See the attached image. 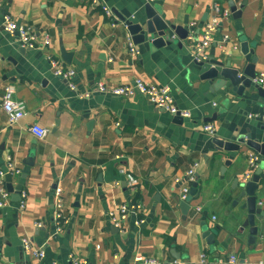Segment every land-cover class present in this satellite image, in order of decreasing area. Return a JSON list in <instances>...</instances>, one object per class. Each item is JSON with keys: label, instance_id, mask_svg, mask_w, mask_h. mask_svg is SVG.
<instances>
[{"label": "crops", "instance_id": "0c3cea01", "mask_svg": "<svg viewBox=\"0 0 264 264\" xmlns=\"http://www.w3.org/2000/svg\"><path fill=\"white\" fill-rule=\"evenodd\" d=\"M100 1L118 12L114 22L92 0H0V198L2 189L9 192L7 204L0 206V264H73V258L87 264H143L138 256L164 264L180 256L183 264H200L203 252L210 264H264V216L256 214L255 241L250 227L241 229L248 210L243 208L246 197H239L240 174L247 170V152L255 149L242 144L239 151L227 152L214 142L245 133L264 140V103L256 95L248 99L226 89L212 92L201 78L209 65L198 67L194 53L212 4L219 2L231 16L205 61L239 62L243 69L249 63L241 49L246 40L258 58L257 76L264 73V0H156L152 3L161 6L165 20L188 26V39L173 32L177 42L172 45L137 44L138 56L129 51L132 35L122 18L139 21L151 1ZM232 6L241 14L234 17ZM4 12L34 25L41 36L47 33L49 44L21 47L3 29ZM224 34L228 40L221 45ZM52 59L75 71L70 81L55 74ZM135 78L169 86L176 104L191 116L179 121L143 94L127 98L98 90L101 83L117 86ZM8 84L28 110L14 124L1 104ZM207 122L216 126L214 136L203 129ZM34 124L49 129L46 137L32 132ZM10 160L21 170L11 182L20 195L8 190ZM28 161L32 165L25 172ZM194 162L200 163L198 191L185 213L175 177ZM256 171L261 175L257 206L264 211V160ZM129 174L137 180L134 187ZM57 188L67 219L62 230L55 220ZM137 201L143 205V223L133 214L122 227L112 223L110 209ZM38 221L43 225L37 226ZM208 229H217L213 244L204 235ZM24 238L43 246L46 256L24 252Z\"/></svg>", "mask_w": 264, "mask_h": 264}, {"label": "built area", "instance_id": "2783aa9c", "mask_svg": "<svg viewBox=\"0 0 264 264\" xmlns=\"http://www.w3.org/2000/svg\"><path fill=\"white\" fill-rule=\"evenodd\" d=\"M154 2L156 0H149ZM93 7L100 6L107 17L111 18L113 22L115 21V15L113 9L102 4L100 0H92ZM231 16V11L228 7L223 6L219 2H214L211 7V14L208 19L203 24V32L200 38L194 42V53L197 60L207 59V50L214 42L215 36L220 32L222 23ZM195 25V22H193ZM2 26L3 29L9 34L15 36L19 45L23 48H37L41 44L47 45L50 42V36L47 33H43L42 36L39 34L34 25L18 21L12 13L4 12L2 14ZM193 40V37H189ZM42 39V42H41ZM228 40V35L224 34L221 40V45H224ZM129 51L132 56H138L140 50L137 44L134 43L131 37L128 39ZM0 59L2 57L0 56ZM54 72L56 75L66 78L68 81L75 74L73 69L63 67L57 60H51ZM254 82L258 84H264V73L256 76ZM69 87L76 91L77 86L73 82H69ZM98 90L115 96L132 98L138 94L145 95L148 100L154 104L156 107L161 108L170 112L173 115L179 114L182 117H190L191 112L180 108L172 95L169 86H159L157 84L148 83L141 78H135L133 81L126 82L117 86H108L104 83L98 85ZM15 88L13 85L8 84L5 87V92L1 98V104L3 109L8 114L9 123L14 124L22 120L27 115V104L24 100L14 98ZM83 95H90L89 92L83 93ZM215 104V103H214ZM250 117L254 115L250 114ZM203 129L210 135L214 136L216 134V126L212 122H207L203 125ZM32 132L40 139L46 137L49 132L47 127L41 126L39 124H34L31 128ZM247 160V170L240 174L241 180L245 183L250 180L253 176L255 168L258 166L259 162L262 160V154L256 150H249L246 155ZM199 162H194L188 170H186L182 175L175 177V182L181 184L180 198L182 201H188L191 196V188L194 182L197 181V168L199 167ZM8 172L13 174L21 173V170L16 167L12 160L8 162ZM128 181L131 187L137 184V180L132 176L128 175ZM3 196L0 198V206L7 204L9 199V192L4 188L2 189ZM23 197H26V192L22 193ZM55 220L58 223V230H62L64 225L67 223L66 216L63 213L64 200L62 196V189L57 188L55 191ZM25 202L21 205L23 208ZM142 203L137 201L133 205H128L127 203H122L109 210L108 215L112 223L118 227H122L124 224V219L129 214L135 215L137 218L136 222L143 223L144 220L141 218ZM200 211V208H198ZM37 226H42V222H36ZM22 247L24 252L32 254L34 256L44 258L46 252L44 247H37L28 238L22 240ZM137 262L143 264H164V262L158 258L138 256L136 258ZM232 262H236V257L231 258ZM85 260L73 258V264H87ZM172 264H183L180 259H172ZM200 264H210L208 257L205 252L201 254Z\"/></svg>", "mask_w": 264, "mask_h": 264}, {"label": "water", "instance_id": "95a60500", "mask_svg": "<svg viewBox=\"0 0 264 264\" xmlns=\"http://www.w3.org/2000/svg\"><path fill=\"white\" fill-rule=\"evenodd\" d=\"M232 12L234 13V17L241 14V10H238L235 6H232ZM115 13L118 14L116 11ZM122 20L126 21L128 30L130 35H132L135 44L147 43L153 47L172 45L174 42H177L172 36L173 32L178 35L180 39H188V26H177L165 20L162 16L161 6L158 3L148 2L146 4L145 16L139 21H131L124 18H122ZM188 22L189 20H186L185 23L188 24ZM178 45L181 46V42H178ZM241 49L242 53L246 56L247 61H249L243 69H241V64L239 62H237L236 66H232L231 62L224 64L215 59H211L210 61L196 60L195 63L200 68L209 65L208 68L201 73V78L209 82L210 90L212 92L219 89H226L229 94L238 97H247L248 99H253L256 95L259 97L257 101L263 104L264 87L262 84L254 82V78L257 76L255 67L258 58L251 55L254 50L250 48V45L246 40L242 42ZM175 116L179 121L182 120V117L179 114H176ZM214 142L218 149L227 152L239 151L241 145L245 144L260 152L262 154V160H264V140L261 141L252 138V135L249 133L239 134L230 140L216 137ZM229 163L230 162L227 161L225 164L228 165ZM27 165L28 166L24 169L25 172L30 170L32 162L28 161ZM260 177V171H256L250 180L240 185L242 186V191L240 192L239 197H246V202L243 204V208L248 210V216L241 229L250 227V239L252 241L256 240L259 231V227L256 225V214L264 216V211L257 206L256 191L259 187ZM7 180L9 182L8 190L20 195L21 192L15 191L11 185L12 175L10 173L7 175ZM197 191L198 185L197 182H194L191 188V196L195 195ZM189 200L182 201L181 203V207L185 213H187L190 208ZM216 233L217 229L205 230L204 235L207 237L209 243L213 244L215 242ZM177 258H180V256H177Z\"/></svg>", "mask_w": 264, "mask_h": 264}]
</instances>
